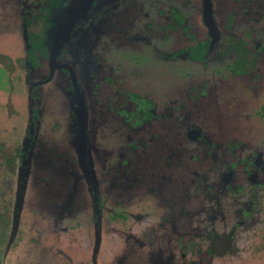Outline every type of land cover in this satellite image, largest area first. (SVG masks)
Masks as SVG:
<instances>
[{
  "label": "flooded vegetation",
  "instance_id": "obj_1",
  "mask_svg": "<svg viewBox=\"0 0 264 264\" xmlns=\"http://www.w3.org/2000/svg\"><path fill=\"white\" fill-rule=\"evenodd\" d=\"M75 1L0 0V83L12 84L6 74L16 73L19 31L26 73L24 103L12 87L4 108L5 119L11 116L17 124L6 135L0 130V191H14L17 179L19 184L26 179L16 176L11 186L12 170L26 175L27 151L40 137L39 120L46 114L42 110H54L69 129V156L62 168L86 186L85 210H92L95 225L103 200L121 212L113 220L128 235L117 262L125 257L131 264H263L247 255L253 256L255 240L264 235V128L253 133V118L264 115V0H83L50 64L54 34L65 23L62 18H70ZM217 3L237 7L223 18L216 14ZM236 17L248 19L247 26L233 27ZM88 18L96 39L107 41L97 47L84 77L60 53L74 26ZM143 49L147 55L140 54ZM239 50L249 58L245 67L236 65ZM120 51L133 69L118 61ZM43 62V75L29 77ZM192 64L203 74L195 88L191 74L182 75ZM144 66L151 67V81L167 83L138 88ZM48 84L50 95L42 91ZM49 135L52 127L39 142ZM93 145L98 146L96 171H103L99 179L88 167ZM50 168L44 165L42 173ZM131 171L137 185L121 187ZM64 203L62 218L78 206ZM90 215H72L73 227L90 223ZM99 231L93 252L104 238ZM109 238L107 251L114 237ZM234 243L240 245L237 255ZM68 252L74 259L81 254L76 247ZM243 255L246 261L233 260Z\"/></svg>",
  "mask_w": 264,
  "mask_h": 264
},
{
  "label": "rangeland",
  "instance_id": "obj_2",
  "mask_svg": "<svg viewBox=\"0 0 264 264\" xmlns=\"http://www.w3.org/2000/svg\"><path fill=\"white\" fill-rule=\"evenodd\" d=\"M236 7L237 5L232 3L229 5L228 10L225 4L217 3L215 4V11H217L216 14L218 15L222 14L224 18L225 13L228 15L231 11L236 10ZM55 16L57 17V15ZM247 20L248 19H244L242 17H236L231 21V23L233 27L245 28L247 26ZM86 22L83 25L74 26L68 45L65 46L62 53H60L62 55L60 57L61 59H65L67 62H69L77 71H84V77H89V72L92 70L91 65L94 62L92 60L97 51L96 49L100 45L103 46L107 39L102 38L98 41L96 39V33L93 29V20L88 18L86 19ZM223 23L224 22L222 21L220 26H222ZM17 39L18 61L16 73L12 74L11 78L10 74H6L12 84H9V81L5 85L0 83V130L2 131L3 135L8 134V131H12V126L17 124V121L16 123L13 122L14 119L12 120L11 116H9L8 119H5L4 108L7 107L8 109L9 107L8 93L12 87H15L13 93H15L16 99L22 100V103H24V96L26 93L25 85L23 83L26 73L21 64L23 45L21 43L22 37L20 31L17 33ZM74 47L77 49L73 50ZM144 50L145 49H143L140 54H146V52L144 53ZM120 53L121 56H119L118 61L121 62L124 67H129V69L132 68L129 66V57H127L123 51H120ZM236 55V65L238 67L239 65L245 67L246 62L244 60L249 61L248 56L244 57V53H242V51L240 52V50L236 52ZM136 56H138V59H140L138 53ZM144 67V73L140 76V78L137 77V85L138 88L140 87L143 90H151L156 86V84L159 85L161 82L151 81L148 76L151 67ZM6 69H8L9 73V65H7ZM38 69L39 70L34 69L32 73L29 74V77L36 79L38 75H43V72L46 71L45 62H43L42 66ZM184 69L188 70L189 74H182L183 78H186L191 74L192 82L195 81L191 87L194 86L195 88L200 82H202V68L192 64L182 68V70ZM58 76L61 75L58 74ZM84 77L83 80L87 79ZM137 79L133 78V81H136ZM165 80L166 79L162 81L160 87L162 84L167 83ZM54 81H56L58 85L62 86L61 81ZM182 81L183 80H180L178 82L181 83ZM50 85L51 84H48L44 86V88L42 87V91L47 92V95L51 94V89L48 87ZM181 89L182 88L180 87L178 88L179 91H182ZM22 109L20 106H18V112L23 116ZM42 113L46 114L41 116L39 120L41 123V130L39 131L40 137L36 136L33 143V148L30 147L31 150L27 151L28 157L25 160L24 169L26 170V175L20 176L19 168H17L16 171L12 170L13 175H11V186L14 187L16 176L19 178L26 177V179H24L22 181L23 183L21 184H19V180L17 179V185L15 186L16 188L14 191H0V264H67L69 262H71L69 264H131L125 257L122 261L117 262V259L121 256V254L126 251L125 243L127 239H125V237L128 235L127 228H124V226L119 224L120 222L115 221L118 219L117 214L121 213L118 210H115L118 208V205L114 204L109 206L108 202L110 200H103L99 206L101 208L99 210L100 221L97 225H95L96 223L93 221L92 210H90V208H88L89 211L85 210L84 206L88 204L86 203L88 198L86 186L84 190V184L75 178L73 173H65L64 168H62V165L65 164L64 157L66 158V156L69 154V148L66 145L69 139V129L66 130V128L62 126L65 123L67 124L66 118L62 124V119L60 116H58V114L53 115L54 110L49 112L42 110ZM22 116L19 118L21 119ZM253 120L255 122V126H253L254 135L261 134L263 131L262 128H264V115L258 114L256 119L253 118ZM19 127L20 123L18 128ZM51 127L52 135L47 136V140L41 144L39 141L45 137L42 135H44L46 130L48 128L50 129ZM245 135L247 137L246 131ZM246 137L243 134V138ZM89 140L95 142V139L93 140L91 136L89 137ZM118 140H120L119 136L115 141ZM97 147L98 146L95 147L93 145L91 148L90 153L92 158L89 159L90 161L88 162V167L94 173L95 177L99 179V177L103 174V171L102 169L96 171L97 164L95 163V159L98 157V151L96 150ZM10 155L12 154L9 153L6 156ZM2 157L4 158L3 155ZM69 160L70 159L66 160V162ZM2 163L3 161H1L0 164L2 165ZM44 165L52 167V169L50 168L45 170L48 176L42 173V167H44ZM103 167V170H105L106 166L104 165ZM1 174L4 175V170L2 168ZM131 174L132 175L128 178L126 177L121 180V187L127 183L131 186L137 185H134L138 178L136 171H131ZM48 177L52 180L50 181ZM1 180L2 182L4 181V176H2ZM140 180L143 183L141 177ZM134 190L138 191L137 187H135ZM67 200L69 202L68 205H71V203L78 205L77 207L74 205L75 208L72 209L74 214L81 215L83 212L85 214H91L89 220L92 221L90 223H83L77 227H73L71 218L74 214H72V212L68 213L70 215L66 216V218H62V209L66 207L64 201ZM14 212L15 214H13ZM44 213H48L50 215L47 214V217H45L46 214ZM113 218L116 219L113 220ZM93 224L95 225L94 227L92 226ZM98 225L101 226L98 227ZM61 228L65 229V231L63 230L64 232H62L60 230ZM97 228L100 229L99 233L100 235H103L104 238H101L99 247L97 246L96 251L98 252H93L92 248ZM102 231H104L103 234ZM109 237H114V239L113 241L109 242L111 247H109V251H107L105 246L107 245ZM255 241L256 252L253 253V256L247 255V259H261L264 264V235L257 238ZM239 246V244H233V249L236 248V255L238 254ZM74 247L78 248V251H81L80 257H75V259L73 256H71V252H68L69 248ZM248 251L249 247H247V252ZM93 257L95 258L90 260ZM239 259L246 261V256L243 255L241 258L235 257L233 260L237 262ZM74 261L76 262L74 263Z\"/></svg>",
  "mask_w": 264,
  "mask_h": 264
},
{
  "label": "water",
  "instance_id": "obj_3",
  "mask_svg": "<svg viewBox=\"0 0 264 264\" xmlns=\"http://www.w3.org/2000/svg\"><path fill=\"white\" fill-rule=\"evenodd\" d=\"M82 4H83V0L75 1L72 4L73 8L68 10L70 18H68V15L65 18H62L63 21H65V23L63 24V26L59 25L57 27L54 36H55V39L57 38L59 40H57V39L54 40L53 45H52V47H51V49L49 51L50 64H52L53 57L56 54L57 48L59 47L61 41H63L65 38H67L68 28H69L71 22L74 21V19H75L74 18V14L81 10Z\"/></svg>",
  "mask_w": 264,
  "mask_h": 264
}]
</instances>
